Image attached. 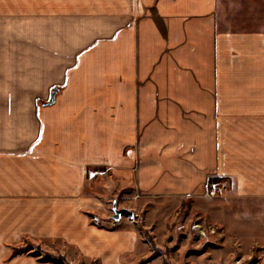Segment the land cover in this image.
<instances>
[{
    "label": "crops",
    "instance_id": "crops-1",
    "mask_svg": "<svg viewBox=\"0 0 264 264\" xmlns=\"http://www.w3.org/2000/svg\"><path fill=\"white\" fill-rule=\"evenodd\" d=\"M97 178L204 218L230 181L209 220L264 261V0H0V264H117Z\"/></svg>",
    "mask_w": 264,
    "mask_h": 264
},
{
    "label": "rangeland",
    "instance_id": "rangeland-1",
    "mask_svg": "<svg viewBox=\"0 0 264 264\" xmlns=\"http://www.w3.org/2000/svg\"><path fill=\"white\" fill-rule=\"evenodd\" d=\"M213 184L220 192L217 189L213 197L199 201L207 213L204 218L195 212L196 203L191 199L178 203L148 199L133 195L128 187L99 195L97 178L92 182V195L100 202V211L91 215L93 225L121 232L128 241L129 248L119 256L117 264H264L259 245L248 244L242 235H225L209 220L219 207L217 200L224 198L223 187L229 190L233 185L223 179H213L209 187ZM113 209H127L132 217L115 219ZM14 250L23 252L18 255L31 256L38 264H102L95 259L70 262L61 253L29 240H23Z\"/></svg>",
    "mask_w": 264,
    "mask_h": 264
},
{
    "label": "water",
    "instance_id": "water-1",
    "mask_svg": "<svg viewBox=\"0 0 264 264\" xmlns=\"http://www.w3.org/2000/svg\"><path fill=\"white\" fill-rule=\"evenodd\" d=\"M113 212H114L115 219H119L122 216L127 217V218L132 217V213L127 209H120V210L113 209Z\"/></svg>",
    "mask_w": 264,
    "mask_h": 264
},
{
    "label": "trees",
    "instance_id": "trees-1",
    "mask_svg": "<svg viewBox=\"0 0 264 264\" xmlns=\"http://www.w3.org/2000/svg\"><path fill=\"white\" fill-rule=\"evenodd\" d=\"M212 180H213V179H210V180H209V183H211ZM20 253H23V252H22V251H19V250H14L13 253H12V257H14V256H16V255H18V254H20Z\"/></svg>",
    "mask_w": 264,
    "mask_h": 264
}]
</instances>
